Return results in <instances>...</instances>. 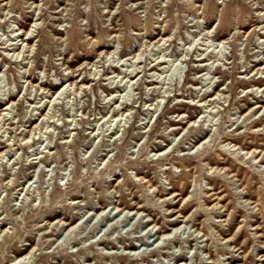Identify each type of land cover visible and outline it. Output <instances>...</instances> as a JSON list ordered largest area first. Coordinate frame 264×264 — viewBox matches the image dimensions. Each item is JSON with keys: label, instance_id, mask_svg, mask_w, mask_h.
<instances>
[{"label": "rangeland", "instance_id": "1", "mask_svg": "<svg viewBox=\"0 0 264 264\" xmlns=\"http://www.w3.org/2000/svg\"><path fill=\"white\" fill-rule=\"evenodd\" d=\"M263 89L264 0H0V264H264Z\"/></svg>", "mask_w": 264, "mask_h": 264}, {"label": "bare ground", "instance_id": "2", "mask_svg": "<svg viewBox=\"0 0 264 264\" xmlns=\"http://www.w3.org/2000/svg\"><path fill=\"white\" fill-rule=\"evenodd\" d=\"M33 26H34V24H33ZM20 31V33H22L23 31H21V30H19ZM31 33V32H30ZM27 35H29V32L27 33ZM31 37H29V38H27V39H30ZM14 43V42H13ZM203 59V58H202ZM158 61V62H157ZM164 63H167V61H165V60H162V59H159L158 58V60H156V62H155V64H153V67H157L158 66V68L159 67H161L162 65H164ZM123 66V65H122ZM259 70H261V69H263V67L261 66L260 68H258ZM159 70H161L162 71V69L161 68H159ZM134 71L135 70H132L131 72H130V74L131 73H134ZM163 74V73H162ZM127 76V75H126ZM125 76V77H126ZM155 79V78H154ZM154 81H156V79L154 80ZM74 84V83H73ZM70 85H72V84H70ZM263 91H264V89H263ZM212 98H215V97H212ZM211 101V100H210ZM213 101V100H212ZM50 102H52V99H51V101ZM259 106V105H258ZM262 107V106H261ZM7 110V109H6ZM1 114V113H0ZM3 114V113H2ZM1 114V115H2ZM45 119V118H44ZM203 122V121H202ZM193 125H195L196 124V121H194L193 123H192ZM4 154L5 153H3V151L2 152H0V158H4ZM141 206H138V208H140ZM139 210V209H138ZM123 211V210H122ZM132 212L134 211V210H131ZM136 212V213H135ZM134 213L135 214H138V212L137 211H135ZM105 212L103 211V212H101V214H104ZM126 213V212H125ZM129 213V212H128ZM57 223H62V225H65V224H67V225H70V223H66V222H61V220H59V221H56ZM77 227V225H73V226H71L70 227V229L69 230H73L74 228H76ZM183 226H177V227H173V228H170L171 229V231L170 232H166L165 233V235H162V239L163 238H168V239H170V238H172L173 237V235H175L174 236V238H177L178 236V233H179V230H181V228H182ZM172 230H173V232H172ZM180 235V234H179ZM230 241H232L231 239H229ZM34 257V248L29 252V253H27L26 255H24L23 257H20V258H18L17 260L21 263V262H23V263H26V261H27V263H30L32 260V258ZM90 264H92V263H90ZM184 264H189V263H184Z\"/></svg>", "mask_w": 264, "mask_h": 264}]
</instances>
